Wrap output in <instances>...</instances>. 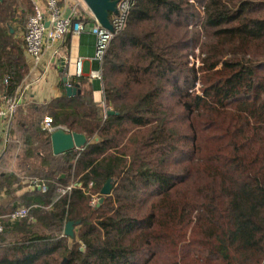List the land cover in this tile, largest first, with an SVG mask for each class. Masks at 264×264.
<instances>
[{"label":"trees","instance_id":"obj_1","mask_svg":"<svg viewBox=\"0 0 264 264\" xmlns=\"http://www.w3.org/2000/svg\"><path fill=\"white\" fill-rule=\"evenodd\" d=\"M31 12L0 0L6 97L26 72L13 23ZM100 75L102 101L61 82L58 97L15 105L0 216L29 210L0 218V264H264V0H135ZM45 116L87 144L54 155Z\"/></svg>","mask_w":264,"mask_h":264},{"label":"built area","instance_id":"obj_2","mask_svg":"<svg viewBox=\"0 0 264 264\" xmlns=\"http://www.w3.org/2000/svg\"><path fill=\"white\" fill-rule=\"evenodd\" d=\"M29 2L32 6V12L27 17L24 26L23 41L26 53L31 56L35 63L40 61L47 41H58L67 34L79 35L86 29H89L94 35V58L101 63L112 38L125 28L130 9L135 0H116V12L109 13L111 30L103 27L96 20L83 0H44L43 4L39 0H29ZM81 4H84L86 11L85 9L81 11ZM75 74L77 76L82 75V58L80 57L75 61ZM90 77L100 79V70L92 71ZM4 81L6 82V79ZM2 99L4 104L0 105V119L10 120L13 116L15 105L20 99L6 96H3ZM39 125L40 129L47 135L58 128L66 132H72L65 125H54L50 116H45ZM91 184L90 182L89 186ZM37 186L43 188V190L45 189L41 184ZM71 186L60 189V191L63 193L65 190L70 189ZM97 203L98 197L92 196L89 205L94 207ZM28 210V207L21 205L10 213L0 216V218L10 221L20 220L27 217ZM2 228V223H0V231Z\"/></svg>","mask_w":264,"mask_h":264},{"label":"crops","instance_id":"obj_3","mask_svg":"<svg viewBox=\"0 0 264 264\" xmlns=\"http://www.w3.org/2000/svg\"><path fill=\"white\" fill-rule=\"evenodd\" d=\"M39 2L43 4L44 0ZM84 9L86 11L84 4H81V11ZM13 25L15 31L13 29L11 31L14 32V36L22 39L21 47L26 65V72L15 94V97L20 99L17 103L41 104L58 97L61 94L60 83L63 82L64 76L68 77V84L78 83L80 87L85 88L91 86L95 99L102 101L101 81L97 77H90L92 71L100 70V62L94 58V35L89 29L79 35L67 34L58 41H47L40 61L35 63L24 49L25 23L14 22ZM78 57L82 58L81 76L75 74V61ZM79 81L84 83L81 85ZM3 96L4 94L0 93V105L4 104ZM25 109L24 107L23 110ZM13 119L14 115L10 120L0 119V156L8 139L3 135H8L9 125ZM32 187L31 184H27L23 190H31ZM5 198L4 194H0V206L4 204Z\"/></svg>","mask_w":264,"mask_h":264},{"label":"water","instance_id":"obj_4","mask_svg":"<svg viewBox=\"0 0 264 264\" xmlns=\"http://www.w3.org/2000/svg\"><path fill=\"white\" fill-rule=\"evenodd\" d=\"M85 5L92 12L96 20L105 28L111 30V24L109 22V13L116 12L115 3L116 0H83ZM64 62H62L63 64ZM68 65V63H67ZM62 69V68H61ZM63 83H65L64 89L67 95L80 94V86L78 83L68 84V77L64 76L62 78ZM113 112L109 111V114ZM49 143L51 146V151L54 155L64 153L73 148L81 149L87 144V138L85 134L81 132H66L63 129H56L49 134ZM112 190V179H108L100 190V197L98 198V203L101 204L106 195L110 194ZM75 222L67 221L64 225L63 234L70 238L75 236Z\"/></svg>","mask_w":264,"mask_h":264},{"label":"rangeland","instance_id":"obj_5","mask_svg":"<svg viewBox=\"0 0 264 264\" xmlns=\"http://www.w3.org/2000/svg\"><path fill=\"white\" fill-rule=\"evenodd\" d=\"M29 1V0H28ZM17 38V37H16ZM17 39H19V38H17ZM194 54L196 55V56H192V55H190L189 56V59H190V64L189 65H193V66H195V67H197L198 65H200L201 63H200V57H199V53H198V50L197 49H195V52H194ZM200 85L199 84H196V87H195V89L199 92V87ZM4 136V138H8V135L7 134H5V135H3ZM35 182H36V180H35ZM39 184H42V183H39ZM62 189V188H61ZM92 196L93 197H98L99 198V196L96 194V193H94V194H91L90 195V200L92 199ZM89 200V201H90ZM95 207V206H94ZM75 231V230H74Z\"/></svg>","mask_w":264,"mask_h":264}]
</instances>
